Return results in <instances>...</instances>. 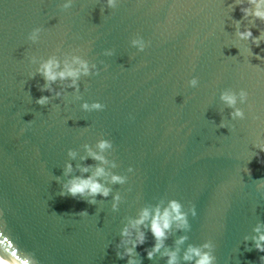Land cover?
I'll list each match as a JSON object with an SVG mask.
<instances>
[{"label": "water", "instance_id": "obj_1", "mask_svg": "<svg viewBox=\"0 0 264 264\" xmlns=\"http://www.w3.org/2000/svg\"><path fill=\"white\" fill-rule=\"evenodd\" d=\"M61 3L0 0V250L6 257L13 250L34 253L39 264H126L115 247L125 219L176 198L197 210L182 248L211 239L216 264H260L264 253L246 247L254 242L244 237L264 221V188L258 187L264 152L254 155L256 136L264 135V61L235 36L232 18H242L240 6L232 10L233 0H120L109 8L104 0H74L64 9ZM256 23L254 35L264 28ZM36 27L40 39L33 42L28 35ZM137 35L148 41L143 50L131 44ZM262 49L264 42L252 45L264 56ZM73 50L99 71L81 76L78 91L42 92L45 81L33 76L31 57ZM193 76L196 87L188 84ZM226 88L249 92L238 105L244 118L230 116L220 99ZM41 95L53 98L40 105ZM84 100L104 107L85 110ZM101 138L112 141L105 152L117 163L112 171L128 176L111 184L122 197L117 210L112 195H97L95 203L60 195L66 161L72 175L79 174L78 164L100 163L80 157L84 144ZM70 148L77 150L74 159ZM182 234L174 229L167 244ZM153 242L149 232L137 247L142 264H166L159 254L147 257L144 249Z\"/></svg>", "mask_w": 264, "mask_h": 264}, {"label": "clouds", "instance_id": "obj_2", "mask_svg": "<svg viewBox=\"0 0 264 264\" xmlns=\"http://www.w3.org/2000/svg\"><path fill=\"white\" fill-rule=\"evenodd\" d=\"M73 2L74 0H62L61 7L68 9ZM104 3L109 8H116L120 0H104ZM237 5L240 6L243 16L240 20L232 18L235 25V36L239 42H250L246 49L250 56L255 55L258 60L264 61V56L252 51V45L258 47L264 42V28H260L258 35H254L252 31L254 27H258L257 21L264 23V0H233L232 10ZM242 21H247V23H242ZM40 32L41 29L39 27L33 28L28 35V39L33 42L38 41ZM131 44L137 47L138 50H143L147 46L148 41L137 35L132 38ZM232 46H235L241 52L240 47L235 44ZM261 51H264V49ZM105 54L111 55L112 49H106ZM31 60L34 64H37L33 76L39 73L45 81L41 85V91L52 93L55 97L63 96L67 87L78 91L81 76H88L99 71L96 63L90 62L85 56L78 54L77 50L64 52L61 55L53 53L47 58L32 56ZM256 66H259V64H256ZM58 82L64 83L61 87H54ZM188 84L196 87L199 84L198 77L193 76L188 81ZM248 97L249 92L245 88H240L239 91L226 88L220 92V99L225 106L232 109L230 116L233 119L245 117L244 108L238 105L247 102ZM52 98L53 96L50 95H41L37 98L36 103L45 105ZM81 107L85 110L102 109L104 104L99 100L91 103L84 100ZM219 126L227 127V124L224 120H221ZM112 146V141L106 138L98 139L95 146L84 144L83 147L86 150V154L81 156L80 159L85 160L91 157L100 163L95 166L78 164L76 168L79 169V174L72 175L74 167L71 159L66 161L64 174L68 178L63 181L60 195L87 198L89 203H95L97 195L102 197L112 195V208L117 210L122 197L119 192L112 193L111 184H123L127 182L128 176L112 171L113 168L117 167V163L115 160L110 161L105 155V152L111 149ZM254 147L259 150L254 152L255 156H259L260 153L264 152V135L257 134ZM77 154V150L68 149L70 158H76ZM132 170L130 166L128 171L131 172ZM246 171L250 172V169L247 168ZM259 181L261 183L258 187L264 188V178L259 179ZM79 214L86 215L87 211L82 210ZM190 214L192 216L197 214L196 207L193 205L190 209H186L184 204L176 198L139 208L134 216H128L125 219L120 228V239L115 245L117 256L121 259L126 257V264H142L143 258L137 251V247L146 243L150 232L154 242L151 246L144 249L149 259H153L159 254L160 257L166 258V264H182V262H188V264H216L215 244L211 239L199 244L188 243L186 247L182 248L185 242L189 240L187 233L191 228ZM174 229L184 230V234L177 237L173 246L167 244V240ZM249 240L254 243L253 245L246 244V247L254 246L257 250L264 253V221H257L251 233L244 237V241L247 242ZM259 260L260 264H264V255H261ZM0 264H39V260L34 253L28 251L17 253V251L13 250L11 257H6L4 251L0 250Z\"/></svg>", "mask_w": 264, "mask_h": 264}]
</instances>
